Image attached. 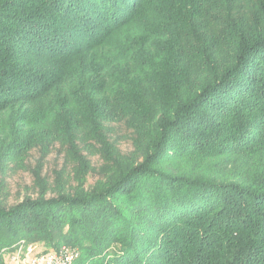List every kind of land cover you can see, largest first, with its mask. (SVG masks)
<instances>
[{
	"label": "trees",
	"instance_id": "16d2710c",
	"mask_svg": "<svg viewBox=\"0 0 264 264\" xmlns=\"http://www.w3.org/2000/svg\"><path fill=\"white\" fill-rule=\"evenodd\" d=\"M97 144L91 190L8 205L0 177V264H264V0H0V176Z\"/></svg>",
	"mask_w": 264,
	"mask_h": 264
},
{
	"label": "rangeland",
	"instance_id": "374dc122",
	"mask_svg": "<svg viewBox=\"0 0 264 264\" xmlns=\"http://www.w3.org/2000/svg\"><path fill=\"white\" fill-rule=\"evenodd\" d=\"M110 139L121 154H130L135 150L133 136L126 129H119ZM102 148L97 144L94 150L82 149V155L76 159L57 145L45 158L33 151L22 163L8 162L0 176L4 183L2 196L8 205H14L26 196L37 197L40 187L46 182L53 188L63 183L67 191L91 190L103 178L105 159ZM15 248L4 254L6 264H12L10 259Z\"/></svg>",
	"mask_w": 264,
	"mask_h": 264
},
{
	"label": "built area",
	"instance_id": "2783aa9c",
	"mask_svg": "<svg viewBox=\"0 0 264 264\" xmlns=\"http://www.w3.org/2000/svg\"><path fill=\"white\" fill-rule=\"evenodd\" d=\"M79 255V250L63 245L58 249H47L39 243H17L10 259L12 264H73Z\"/></svg>",
	"mask_w": 264,
	"mask_h": 264
}]
</instances>
